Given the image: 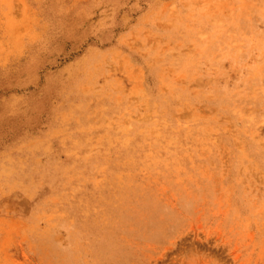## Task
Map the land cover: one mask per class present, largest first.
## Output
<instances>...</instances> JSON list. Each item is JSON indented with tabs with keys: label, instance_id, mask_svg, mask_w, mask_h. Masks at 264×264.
<instances>
[{
	"label": "rangeland",
	"instance_id": "rangeland-1",
	"mask_svg": "<svg viewBox=\"0 0 264 264\" xmlns=\"http://www.w3.org/2000/svg\"><path fill=\"white\" fill-rule=\"evenodd\" d=\"M0 264H264L261 0H0Z\"/></svg>",
	"mask_w": 264,
	"mask_h": 264
},
{
	"label": "bare ground",
	"instance_id": "bare-ground-1",
	"mask_svg": "<svg viewBox=\"0 0 264 264\" xmlns=\"http://www.w3.org/2000/svg\"><path fill=\"white\" fill-rule=\"evenodd\" d=\"M241 1H245L246 2V0H241ZM261 1L263 2V5H264V0H261ZM233 20L235 21V18Z\"/></svg>",
	"mask_w": 264,
	"mask_h": 264
}]
</instances>
